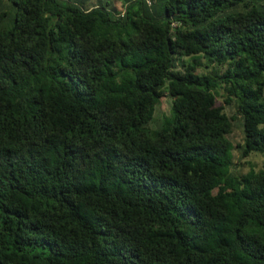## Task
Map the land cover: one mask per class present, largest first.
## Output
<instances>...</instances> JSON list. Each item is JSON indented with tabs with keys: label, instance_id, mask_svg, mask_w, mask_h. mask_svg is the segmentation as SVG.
<instances>
[{
	"label": "trees",
	"instance_id": "16d2710c",
	"mask_svg": "<svg viewBox=\"0 0 264 264\" xmlns=\"http://www.w3.org/2000/svg\"><path fill=\"white\" fill-rule=\"evenodd\" d=\"M237 116L264 156V0H0V264H264Z\"/></svg>",
	"mask_w": 264,
	"mask_h": 264
},
{
	"label": "rangeland",
	"instance_id": "374dc122",
	"mask_svg": "<svg viewBox=\"0 0 264 264\" xmlns=\"http://www.w3.org/2000/svg\"><path fill=\"white\" fill-rule=\"evenodd\" d=\"M218 102L223 103V97H218ZM171 99L169 96H165L161 103L157 106L154 119L150 123V126L153 128L158 127L165 116L170 114L171 109ZM226 112L229 115H236V107L234 106H225ZM230 139L234 145L233 151V172L238 175H245L253 168L255 171H258L264 166V156L260 154H253L249 157H241V149L239 146L243 144V132L240 124V117L237 116V119L234 122V131L230 136Z\"/></svg>",
	"mask_w": 264,
	"mask_h": 264
}]
</instances>
